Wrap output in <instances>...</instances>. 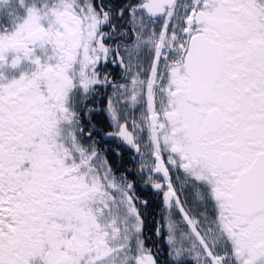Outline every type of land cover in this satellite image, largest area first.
Segmentation results:
<instances>
[{"label": "snow or ice", "instance_id": "6c2138e0", "mask_svg": "<svg viewBox=\"0 0 264 264\" xmlns=\"http://www.w3.org/2000/svg\"><path fill=\"white\" fill-rule=\"evenodd\" d=\"M0 264H264V0H0Z\"/></svg>", "mask_w": 264, "mask_h": 264}]
</instances>
